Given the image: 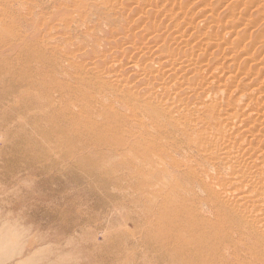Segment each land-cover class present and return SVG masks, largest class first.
Here are the masks:
<instances>
[{"label": "bare ground", "instance_id": "bare-ground-1", "mask_svg": "<svg viewBox=\"0 0 264 264\" xmlns=\"http://www.w3.org/2000/svg\"><path fill=\"white\" fill-rule=\"evenodd\" d=\"M101 2L108 12L119 14L120 36H112L105 43L90 39V48L84 49L82 45L73 48V37L79 38L80 33L73 34L70 19L80 16L81 24L86 18L83 14L90 3L85 0H50L56 10L50 22H43L40 16L41 25L40 20L33 18L38 10L43 12L36 0H0V58L11 59L16 68L25 59H32L36 66V79L30 81V86H39L37 91H41L31 100L34 106L38 104V112L33 109L25 117L33 118L38 127L49 121L66 136L68 145L79 143L76 149L74 145L69 149L81 150L84 162L94 151L101 152L98 147H105L99 156L113 160L114 167L132 169L128 175H122L123 180L144 197L145 193H151L148 197L155 198L152 187H161L157 178H164L157 175L153 179L155 175L145 166L157 164L164 170H170L168 164L172 167L166 190L158 193V200L150 209L154 216L156 213L161 216L144 218L143 227L152 241L158 243L167 261L264 264V107L259 108L260 98L249 99L256 94L254 91L247 94L241 91L237 98L242 108L222 113V104L211 95L215 70L200 65L197 58L198 51L207 50L196 43L191 45L190 39L185 38L184 29L198 28L208 21L215 23V14L206 16L203 10L196 11L201 18L196 23L187 22V16L194 11L190 7L182 11L184 21L178 22L181 15L166 12L167 6L161 10L160 1L152 0L149 8L143 0ZM161 15L164 19L160 20ZM166 21L169 25H165ZM59 24L63 28H58ZM208 28L215 30V25ZM206 45L209 48L215 42ZM226 90H219V96ZM32 92L21 94L31 99ZM245 99L250 101L243 105ZM254 124L260 129L256 125V130ZM85 149L89 156L84 157ZM128 153L133 159L121 158ZM73 160L77 163L79 159ZM17 164L12 168L13 174L7 168L0 174V183L22 185L20 174L24 168L20 162ZM3 190L5 210H21L18 213L24 216V223L32 222L24 212L28 213V209L38 215L33 204H38L39 196L29 191L23 202L11 199L6 188ZM22 204L31 206L23 209Z\"/></svg>", "mask_w": 264, "mask_h": 264}, {"label": "rangeland", "instance_id": "rangeland-1", "mask_svg": "<svg viewBox=\"0 0 264 264\" xmlns=\"http://www.w3.org/2000/svg\"><path fill=\"white\" fill-rule=\"evenodd\" d=\"M36 1L37 7L41 6L43 12L38 10L39 12L37 11L33 18L35 21L40 20L39 25L45 21L50 22V18L56 10L55 7L53 4L51 6L50 0ZM85 1L90 3V8L83 14L86 18L82 23L79 24L80 16L75 15L70 19L73 34L80 33L79 38L73 37V48L80 45L84 49L90 48V39L105 43L112 36L119 37L121 27L119 14L114 15V13L108 12L101 0ZM143 1L144 5L149 8V3L152 0ZM156 2L161 10H166L167 6L169 11L166 12L174 11L173 13L181 15L182 18H179L178 22L184 21L182 11H188L190 7L194 10L191 12L195 14L190 12L186 18L187 22L196 23L201 18L199 13L197 14L200 10H203L206 16H210L211 12L215 14V23L208 21L199 24L198 28L191 26L184 29L186 30L185 38L190 39L191 45L196 43L207 50L206 53L202 50L198 51L197 58L201 62L200 65L215 70L216 78L211 95L215 102L219 101L222 104L220 109L222 113H225L226 110L230 112L242 108L237 97L242 93L247 94L254 91L256 94L249 99L260 98L261 106L258 105V107H262V110L264 107V0H175V2L172 1L173 3L153 0V3ZM176 5H180L182 9ZM163 15L159 16L160 20L164 19ZM40 16H42L43 22ZM167 22L169 23L166 21L165 25L168 24ZM212 25H215V30L208 28ZM58 28H63V25L59 24ZM207 42H215V45L208 48ZM23 63L17 65L16 68L15 62L11 59L0 61V174L7 171L6 168L8 173L13 174L12 168L16 167L18 162L24 168L20 174L23 178L20 187L17 184L0 183V264H176L177 262L169 261V259L167 261V257L161 251L158 243H154L143 228L146 226L144 218L157 219L161 216L159 213L154 216L150 209L153 207V202L158 200V193L166 190L172 167L168 164L167 167L170 170H164L157 164L145 166L155 175L152 176L153 179L157 178V175L164 176L162 179L157 178V181L162 183L161 187L158 189L152 187L158 197L149 198L148 195L151 193H145L144 197V195L136 193L134 187H130L129 183L123 180L122 175H128L127 173L132 169L125 168L126 166H118L121 169L114 167L113 160L103 159L102 156H99L100 153L102 154V150L105 152V147H98L101 152L94 151V154H91L92 156L90 155L89 158L86 157V155L89 156L88 149H85L83 154L86 157L85 163L81 159L82 151L74 150L79 143L68 145L70 142L68 143L65 139L66 136L64 137L49 121V124L45 121L46 123L43 122L38 127V122H35L33 118L25 117L31 114L33 109L37 110L38 104L34 106V102L31 100L34 95H37L35 93L39 92L40 94L41 91H37L39 86L35 88L30 86V81L36 79L37 75L32 59H25ZM141 64H143L142 60ZM6 65H8L7 68H5ZM10 68L13 72L9 71ZM258 70L260 73L257 72ZM26 87L29 88L26 89ZM222 89L227 90L220 97L218 93ZM31 91H33L30 94L32 95L31 99L25 98L21 94ZM21 95L23 100L19 99L22 102L18 103V97ZM250 100L245 99L243 105L248 104L247 102ZM217 117H220V114ZM48 125L50 129L47 128ZM256 125L254 124L255 129L258 126ZM43 126H47L46 130L39 129ZM257 128L260 129V126ZM255 129L253 128V130ZM26 131L29 133L27 134ZM256 134L260 133L256 131ZM25 135L31 138H26ZM41 135L46 141L42 139ZM27 139H32V141L28 142ZM61 140L63 146L60 144ZM64 141L65 143H63ZM40 147L41 149H39ZM70 147H74V149H69ZM72 150L74 151L72 152ZM49 153L53 155L51 156ZM42 154H46L48 159ZM37 155L40 157L38 158ZM69 155H71L70 158ZM66 156L68 157L66 158ZM121 158L130 160L133 159V156L128 153ZM73 159H79V162L76 163V160ZM116 168L119 170L117 171ZM114 177L123 181L120 182ZM4 188L10 198L15 200H22L25 193L29 191L39 196L38 204L36 202L33 204L38 208V215L32 214L27 209L31 206L30 204H27L28 207L22 204L23 209L28 211V213L24 212L25 216L32 222L24 223V216L18 213L21 210H5L6 203L2 200ZM22 201L24 202V200ZM144 220L145 222H143ZM144 223L145 225H143ZM67 226H69L68 229H66ZM53 238L57 241H54Z\"/></svg>", "mask_w": 264, "mask_h": 264}]
</instances>
